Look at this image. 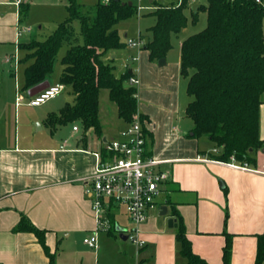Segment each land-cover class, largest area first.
<instances>
[{
	"label": "crops",
	"instance_id": "1",
	"mask_svg": "<svg viewBox=\"0 0 264 264\" xmlns=\"http://www.w3.org/2000/svg\"><path fill=\"white\" fill-rule=\"evenodd\" d=\"M21 1L22 5L28 4ZM154 1L149 0L150 3ZM14 2L0 0V45L13 47L3 60L15 70L21 57L18 45L31 38L32 28L23 24L22 17L20 20L19 7ZM63 2L65 4V0ZM149 7L154 8L153 5ZM20 23L30 27V32L17 36ZM119 23L116 24L118 33ZM138 36L144 44L146 37ZM176 38L178 56L167 60L170 47L162 65L149 59L143 45L139 49L131 48L126 46L125 40L122 48L128 49V61L124 70L116 75L128 70L137 77L135 96L147 134L145 152L162 160L156 168L168 174L156 199V208L148 212L147 219L137 229L133 231L131 228L145 242L144 245L138 248L132 242L133 246L123 242L121 247H127L128 251L119 249L110 255V247L120 246L116 242L119 233L115 226H122L115 220L116 213L122 211L126 217L127 214L111 203L106 213L110 228L96 229L91 202L86 194L85 181L96 162L93 153L100 152L103 157V143L116 137L128 124L118 117L116 105V116L103 125L98 97L99 135L90 128L83 129L78 122H72L71 127L56 138V128L51 130L45 118L48 113L58 110L42 113L32 110L42 104L28 105L26 93L16 84L13 93L3 98L0 105V120H5V110L8 109L14 120L22 118L25 127L21 136L6 138L5 133H0V264H186L175 238L176 225L173 223H177L173 213L178 214L183 222L192 252L206 263H223V247L229 238L227 264H255L258 236L264 232V145L255 152L254 161L246 164L248 169L244 170L228 164H239L233 157L226 162L213 158L216 149L207 137L191 135L192 121L185 110L183 115L180 111L179 95L184 77L180 75L179 58L183 37L176 35ZM112 52L108 54L109 59L113 58ZM14 53L18 58L16 64L12 59L5 60ZM132 57L135 60H131ZM61 68L54 82L50 81V75L49 84L58 83ZM18 90L24 98L17 104L15 95ZM187 98L189 100L188 95ZM22 106L25 107L21 109ZM104 113L108 119L109 114ZM33 123L38 126L36 130ZM73 126L77 128L73 130ZM46 129L49 132H43ZM105 132L110 137L105 136ZM258 133L264 141V105L259 108ZM197 156L210 160L198 161ZM161 206L166 207L165 215L160 214ZM22 215L44 230L51 260L32 232L13 231ZM168 218L175 220L171 226ZM92 234L96 235V248L83 241ZM80 237L83 245L88 247L85 250L78 247ZM259 264H264V255Z\"/></svg>",
	"mask_w": 264,
	"mask_h": 264
},
{
	"label": "trees",
	"instance_id": "2",
	"mask_svg": "<svg viewBox=\"0 0 264 264\" xmlns=\"http://www.w3.org/2000/svg\"><path fill=\"white\" fill-rule=\"evenodd\" d=\"M154 3V2H153ZM154 23L146 30L143 48L151 61L163 58L171 47V36L187 27L185 0L176 5H153ZM27 4L19 5V18L26 15ZM67 17L57 24L44 40L35 38L19 43V62L23 65L21 91L48 81L55 55L62 43L67 44L61 58L58 82L71 90L72 102L58 112L48 113L45 122L54 130L67 122H78L99 135L98 97L106 89L109 100L117 107L118 117L129 123L137 110L136 87L128 84L131 75L126 70L120 76L113 72L109 52L122 48L116 24L129 18L132 5L121 0L98 1L86 7L76 0H65ZM205 25L185 35L180 42L179 71L186 78L189 101L185 114L192 121L191 135L205 136L214 145L213 158L250 164L255 152L262 148L259 108L264 105V36L262 18L264 0H208L203 6ZM196 11L192 12L195 24ZM80 24L76 36L73 21ZM176 217L175 238L186 264H208L196 256L184 231L183 222ZM13 231L32 232L51 260L44 241V230L34 226L22 215ZM230 252L229 238L223 247V263ZM264 255V232L258 236L255 264Z\"/></svg>",
	"mask_w": 264,
	"mask_h": 264
},
{
	"label": "built area",
	"instance_id": "3",
	"mask_svg": "<svg viewBox=\"0 0 264 264\" xmlns=\"http://www.w3.org/2000/svg\"><path fill=\"white\" fill-rule=\"evenodd\" d=\"M21 0H15L19 7ZM142 6H138V11ZM30 27L18 24L17 36L30 32ZM126 46L139 49L143 41L137 38H127ZM18 61L16 53L6 57V61ZM135 60V57L130 58ZM127 83L136 85L138 79L134 75L127 78ZM64 85L61 83L49 84L38 93L27 96L26 103L30 106H39L47 100L55 97ZM23 94L18 90L15 95L16 103L23 101ZM77 127L73 126V130ZM147 134L138 115H134L127 126L116 137H112L103 143V157L100 152H94L96 162L92 174L86 178V194L91 202L96 229H109L110 220L106 216L110 204L121 207L129 220L133 223V231L148 217V212L156 208V199L161 192L163 183L168 179V174L156 168L162 160L146 155L145 143ZM198 161L210 159L197 156ZM234 168L248 169L247 165L234 162L228 163ZM131 230L129 239L138 248L144 245V241ZM84 243L96 248V235L92 234L83 239Z\"/></svg>",
	"mask_w": 264,
	"mask_h": 264
},
{
	"label": "rangeland",
	"instance_id": "4",
	"mask_svg": "<svg viewBox=\"0 0 264 264\" xmlns=\"http://www.w3.org/2000/svg\"><path fill=\"white\" fill-rule=\"evenodd\" d=\"M64 0H24L23 2L28 3V9L26 15L23 16V24L30 25L32 28L31 38H35L38 41H44L56 28L57 24L63 21L67 17V12L65 9ZM78 3L85 5L86 7H91L98 1L104 2L105 0H76ZM181 0H155L154 3H150L149 0H121V2H130L133 9L132 15L124 20H121L118 28H119V36L122 42H125L127 38H137L138 35L142 37L147 35V27H149L155 16L152 13L154 10L150 8V5H176ZM187 6L185 7V14L188 19V24L185 31L178 34L179 37H184L185 35L192 33L201 29L206 23V13L203 9L208 2V0H185ZM142 6V9L138 11V6ZM197 5L196 7V16H195V24L192 23V6ZM154 7V6H153ZM73 29L76 36H80V24L77 20H74ZM262 32L264 36V15L262 18ZM172 47L167 53V60H171L172 58H176L179 53L178 39L176 35L173 36ZM26 40V39H24ZM24 42V41H23ZM143 47V46H142ZM141 47V48H142ZM67 49V44L62 43L55 55L53 61V68L51 73L50 81L54 82L56 80V75L61 67V58L65 54ZM10 51H13V47H9L7 44L0 45V105L2 104V100L5 97H8L13 93L14 86L17 84L19 87L22 86L23 83V65L19 62L15 70L9 66L8 63L4 62L5 54H8ZM128 49L121 48L114 52V57L109 60V63L113 66V72L115 75H119L120 72L124 70L123 66L127 63L128 59L126 58ZM20 55V54H19ZM185 78H182L181 87H180V111L181 114L185 110V107L188 103L187 93H186V83ZM21 89V88H19ZM72 102L71 90L69 87L64 86V88L54 97L47 100L44 104L39 107H32L31 109L38 112L43 111H57L59 110L65 103ZM25 106L20 107L21 109ZM99 108H100V120L103 125H106L105 122L108 120H112L115 115V103L109 100L108 93L106 89H101L99 91ZM20 109V110H21ZM19 110V109H18ZM5 120L4 118L0 120V133L2 135L7 136L6 138H12V136L19 135L21 136L25 132V127L23 125L22 118L19 117V120L16 118L13 119V113H11L8 109L5 110ZM104 112L109 114L108 119L104 116ZM22 114V112L20 111ZM106 114V115H107ZM183 115V114H182ZM21 116V115H20ZM1 118V117H0ZM109 122V121H108ZM72 122H67L62 125H58L56 127V131L54 136L57 138L60 137L63 133L66 132L67 128H70ZM33 128L36 130L38 127L33 123ZM45 133L49 132V129L43 131ZM105 136L110 137L109 133L105 132ZM1 137V135H0ZM115 220L117 224L124 227L126 231L125 234L131 231L133 227V223L125 216L122 211L116 213ZM112 226H114L112 224ZM78 242V247L81 250H85L86 245L82 243V237H80ZM116 242L120 244V246L113 245L109 248V254L112 255L115 252H118L119 249H125L128 251L127 247H121L123 242H126L133 246L129 239L122 240L119 237L116 238ZM80 243V244H79ZM84 246V247H83Z\"/></svg>",
	"mask_w": 264,
	"mask_h": 264
},
{
	"label": "water",
	"instance_id": "5",
	"mask_svg": "<svg viewBox=\"0 0 264 264\" xmlns=\"http://www.w3.org/2000/svg\"><path fill=\"white\" fill-rule=\"evenodd\" d=\"M127 4L131 5L130 2H127ZM196 7H197V5H193L192 6L193 12L196 11ZM111 57H114V54H111ZM157 62H158L159 65L164 64V58L158 59ZM48 85H49L48 81H44V82H42L40 84H37V85L29 88L26 91V94H27V96H32V95L38 93L39 91L43 90L44 88H46ZM160 209H161L160 214L161 215H165L166 214V207L165 206H161ZM174 221L175 220L173 218H168V225L171 226ZM173 224L176 225L175 223H173ZM115 230L118 231V233H119L118 235H119L120 238L127 239V235L124 234V231H125L124 228H122L120 226H115Z\"/></svg>",
	"mask_w": 264,
	"mask_h": 264
}]
</instances>
